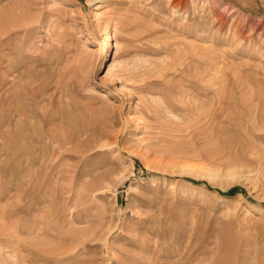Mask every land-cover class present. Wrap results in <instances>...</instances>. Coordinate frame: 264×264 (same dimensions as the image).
Instances as JSON below:
<instances>
[{
    "label": "rangeland",
    "instance_id": "obj_1",
    "mask_svg": "<svg viewBox=\"0 0 264 264\" xmlns=\"http://www.w3.org/2000/svg\"><path fill=\"white\" fill-rule=\"evenodd\" d=\"M0 99V264H264V0H0Z\"/></svg>",
    "mask_w": 264,
    "mask_h": 264
},
{
    "label": "bare ground",
    "instance_id": "obj_2",
    "mask_svg": "<svg viewBox=\"0 0 264 264\" xmlns=\"http://www.w3.org/2000/svg\"><path fill=\"white\" fill-rule=\"evenodd\" d=\"M173 1V0H172ZM180 1V0H179ZM174 5V4H173ZM176 6V5H175ZM177 9V8H176ZM232 19V18H231ZM263 27V26H262ZM92 90V89H91ZM99 93V92H98ZM93 96V95H92ZM99 96V95H98ZM0 101H1V99H0ZM5 103H7V102H5ZM5 106V105H4ZM4 109V108H3ZM1 112V111H0ZM4 115V114H3ZM1 116V115H0Z\"/></svg>",
    "mask_w": 264,
    "mask_h": 264
}]
</instances>
